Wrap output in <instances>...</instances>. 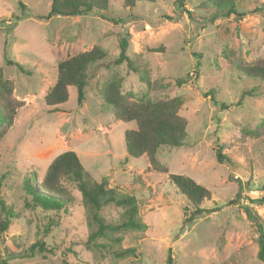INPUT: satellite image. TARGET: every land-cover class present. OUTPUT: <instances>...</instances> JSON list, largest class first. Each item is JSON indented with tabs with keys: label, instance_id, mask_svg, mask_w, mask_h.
<instances>
[{
	"label": "rangeland",
	"instance_id": "obj_1",
	"mask_svg": "<svg viewBox=\"0 0 264 264\" xmlns=\"http://www.w3.org/2000/svg\"><path fill=\"white\" fill-rule=\"evenodd\" d=\"M50 1L0 0V66L13 97L23 102L10 124L0 123V198L15 213L0 237V257L7 264H261L258 234L244 207L264 221V203L257 201L264 194V81L234 65L264 59V0H235L240 17H215L206 0H185L189 18L174 0H154L38 19ZM94 46L106 55L88 67L82 102L70 86L57 110L47 106L56 64ZM121 51L131 67L114 62ZM176 78L186 82L177 85ZM110 82L135 101L180 98L184 144L159 148L156 165L146 155H128L124 132L136 123L117 120L104 102L100 90ZM210 91L228 107L218 110ZM219 147L229 162L217 160ZM66 150L76 153L91 180L106 176L110 186L138 199L146 228L118 233L121 241L112 248L133 246L139 254L117 259L111 250L88 248L94 226L76 194L45 238L52 251L24 255L43 223V213L26 206L25 181L39 190L37 179ZM170 173L210 190L202 206L215 209L185 220L192 206L168 180ZM103 213L119 220L113 205Z\"/></svg>",
	"mask_w": 264,
	"mask_h": 264
},
{
	"label": "trees",
	"instance_id": "obj_2",
	"mask_svg": "<svg viewBox=\"0 0 264 264\" xmlns=\"http://www.w3.org/2000/svg\"><path fill=\"white\" fill-rule=\"evenodd\" d=\"M115 1L130 8L137 1L152 2L154 0H51L48 12L37 15V18L47 20L51 16H75L91 11L102 12L112 6ZM206 2L215 9V17L243 15L238 11L235 0H206ZM19 4L22 9L25 8L21 2ZM174 4L180 14L191 17V11L185 7V0H174ZM105 55L101 48L94 46L90 50L59 61L56 64L55 82L44 95L45 104L57 110L58 105L67 100L70 86L76 89V102L80 104L84 99L88 67L104 59ZM124 60L127 61V56L121 51L114 62L121 63ZM5 64L14 65L21 72H25L19 63L10 59H5ZM127 64L131 67L130 61H127ZM234 67L239 73L264 81V59H257L247 64H235ZM185 82L184 78L175 79L177 85ZM12 90V82L5 78L0 66V123L10 124L17 109L23 104L21 100L13 97ZM100 93L104 102L112 108L117 120L136 123L135 129L124 132L125 149L128 155L133 157L146 155L150 163L156 165L155 154L159 148L179 147L184 144L187 137V120L179 114L183 104L180 98L171 97L155 101L142 98L135 101L128 99L115 82L107 83L101 88ZM208 95L217 105L218 110L228 107L227 104L217 101L211 91ZM216 158L219 162H229L221 153V147L216 150ZM30 174L35 181V172L32 171ZM37 180L39 190L33 189L25 181V190L31 196L26 206L34 211L40 210L43 213V223L38 229L36 240L28 247L25 256L31 257L36 253L52 251V246L46 243L45 238L52 228L60 223L61 217L70 212V207L77 198L74 196L76 194L79 196L81 206L87 212L91 225L94 226L85 242L88 248L106 252L111 250V254L117 259L139 254L133 246L122 249L112 248L114 243L121 241L122 236L118 233L140 231L146 228L139 217L138 199L116 186H110L106 176L101 177L99 181L91 180L73 150H66L55 156L44 174ZM168 180L192 206L185 220L191 221L203 212H211L215 209L202 206L204 200L210 198V190L192 178L183 174L170 173ZM257 201L264 203V194ZM109 205L118 209L119 220L116 222L109 221L103 213L104 207ZM244 211L250 225L258 234L257 258L261 264H264V221L255 211L246 206ZM13 217H15L14 211L0 198V237L8 229ZM0 264H7V259L0 257ZM64 264L70 263L65 260Z\"/></svg>",
	"mask_w": 264,
	"mask_h": 264
}]
</instances>
